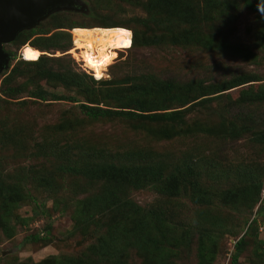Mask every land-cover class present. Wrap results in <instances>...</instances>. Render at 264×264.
<instances>
[{"label":"rangeland","instance_id":"1","mask_svg":"<svg viewBox=\"0 0 264 264\" xmlns=\"http://www.w3.org/2000/svg\"><path fill=\"white\" fill-rule=\"evenodd\" d=\"M76 1L1 46L0 264H264V16Z\"/></svg>","mask_w":264,"mask_h":264},{"label":"water","instance_id":"2","mask_svg":"<svg viewBox=\"0 0 264 264\" xmlns=\"http://www.w3.org/2000/svg\"><path fill=\"white\" fill-rule=\"evenodd\" d=\"M77 4L76 0H0V70L9 57L2 44L11 42L20 31L34 27L50 12L74 9Z\"/></svg>","mask_w":264,"mask_h":264},{"label":"trees","instance_id":"3","mask_svg":"<svg viewBox=\"0 0 264 264\" xmlns=\"http://www.w3.org/2000/svg\"><path fill=\"white\" fill-rule=\"evenodd\" d=\"M242 2L247 6V7H249L250 9H252V10H255V11H258L257 10V7H260L261 8V10L262 11H264V8H262L260 5H257L256 3H252L250 0H242ZM259 12V11H258ZM74 28L75 27H81V26H73ZM73 27H71V28H73ZM98 27H102V28H105V29H107L108 30V27H111V26H98ZM115 27H117V28H119L118 26H115ZM70 28V29H71ZM83 28H88V27H83ZM92 27H90L88 30H86L85 31V29H82V31H76L75 29L73 30V31H75L76 33H85V32H87V33H90V31H100V30H103V29H100V28H97V27H95V28H93V29H91ZM69 29V30H70ZM95 29H99V30H95ZM120 29V28H119ZM36 30V28L35 27H32V28H30L29 29V31H31V32H34ZM78 30V29H77ZM121 31V30H120ZM120 31H118V29H115V31L112 33L111 31H102L104 34H106L107 36H110V38H111V41H110V46L109 47H111L112 46V42H113V39H114V35H115V38H116V42H117V48L118 47H123V46H125L126 44L128 45V42L126 41H123L122 39H121V37L119 36V34H118V32H120ZM70 32V31H69ZM121 33H122V35H123V32L121 31ZM123 37H124V35H123ZM124 39H125V37H124ZM126 40V39H125ZM70 41H71V48H72V42L74 41V39H72L71 38V35H70ZM150 43L151 44H154V43H157V41H156V38L155 37H153V38H151L150 39ZM26 43H24V44H21V46L22 45H25ZM132 44V43H131ZM21 46H20V48H21ZM19 48V49H20ZM36 48V47H35ZM71 48H69V49H71ZM38 49V48H37ZM68 49V50H69ZM40 54V53H39ZM36 57H39L38 55H35V56H33V57H29V58H36ZM42 57H39L38 59H35V60H29L28 59V57H22L21 59L22 60H24V61H28V62H33V61H36V60H40ZM90 70V69H89ZM93 70H95V69H92V70H90L91 71V73H96L95 71H93ZM88 74V73H87ZM89 75V78L91 79V81L93 82V83H99L100 81H102L99 77H95V76H93V75H91V74H88ZM241 82H236L235 84H231L230 86H228L227 88H229V87H232V86H235V85H237V84H240ZM165 89H166V91H168L169 89H170V85L169 84H165ZM224 89H226V88H224ZM222 90V89H221ZM80 107L81 108H83V111H84V114L87 116V117H89V118H98V117H103L104 115H106V112L107 111H105L104 109H101V108H99V107H93V106H89V105H86V104H80ZM142 110H140V113H137V112H134V111H126V114H128V116L129 117H134V116H136V115H143L142 114ZM163 115L162 116H170L171 114H172V111H168V112H163L162 113ZM233 133H235V132H233ZM232 132H228V134L229 135H232L233 134ZM262 142H264V137L262 138ZM113 169V166H109V167H107V170H106V174L105 175H109L110 174V171ZM150 188H152V189H155L157 192H158V187L156 186V185H150L149 186ZM242 247H243V239L242 238H240L239 240H237L235 243H234V245H233V249H234V254H233V259L235 258V256L240 252V250L242 249Z\"/></svg>","mask_w":264,"mask_h":264},{"label":"bare ground","instance_id":"4","mask_svg":"<svg viewBox=\"0 0 264 264\" xmlns=\"http://www.w3.org/2000/svg\"><path fill=\"white\" fill-rule=\"evenodd\" d=\"M105 43L100 39L97 34H90L85 39V50L88 52L89 57L96 56L99 51L105 49Z\"/></svg>","mask_w":264,"mask_h":264},{"label":"clouds","instance_id":"5","mask_svg":"<svg viewBox=\"0 0 264 264\" xmlns=\"http://www.w3.org/2000/svg\"><path fill=\"white\" fill-rule=\"evenodd\" d=\"M257 10L260 12L261 16H264V11H262L260 7H257Z\"/></svg>","mask_w":264,"mask_h":264}]
</instances>
